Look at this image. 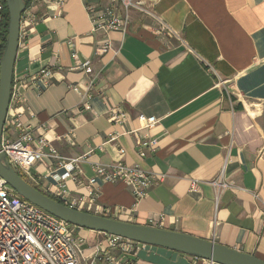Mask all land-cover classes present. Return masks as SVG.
<instances>
[{"label":"crops","instance_id":"1","mask_svg":"<svg viewBox=\"0 0 264 264\" xmlns=\"http://www.w3.org/2000/svg\"><path fill=\"white\" fill-rule=\"evenodd\" d=\"M107 6L37 0L34 24L20 31L13 78L28 80L43 69L52 75L20 88L8 113L33 137H46L63 163L81 158L75 181L61 183L64 170L52 159L35 163L26 180L60 202L62 185L68 200H83V212L188 234L264 261V0H157L154 14L174 36L156 37L152 20L132 15L127 33L110 32L111 49L99 54L104 35L91 32L89 18ZM84 59L89 74L78 69ZM111 109L125 122L110 123ZM138 115L157 123L143 130ZM145 138L156 139L157 148L140 159L136 143ZM114 163L153 175L145 197L135 199L122 183L87 185L93 165ZM74 234L83 241L81 264L107 246L105 234ZM107 253L122 264H200L141 244L134 253Z\"/></svg>","mask_w":264,"mask_h":264},{"label":"built area","instance_id":"2","mask_svg":"<svg viewBox=\"0 0 264 264\" xmlns=\"http://www.w3.org/2000/svg\"><path fill=\"white\" fill-rule=\"evenodd\" d=\"M36 1L31 0L21 14L19 35L20 31L34 24L32 6ZM156 3L157 0H108V6L104 11L89 18L91 32L100 31L104 35V41L97 49V53L104 54L111 49L108 40L110 32L117 31L122 36L127 33L132 15L152 20L155 23L152 29L154 36H174L173 32L154 14L153 7ZM85 10L89 14L90 8L85 7ZM2 11L3 6L0 3V20ZM71 57L74 60L79 58L76 53L71 54ZM78 69H82L85 74L91 73L90 63L85 59L80 62ZM51 75V69H43L38 75L28 80H24L23 77H12L8 110L10 105L20 100V88L29 87L33 81L48 80ZM8 110L2 129L0 152L3 153L11 168L23 179H28L31 176L30 169L35 163L52 159L58 161L59 169L64 170V173L59 175L61 183L69 179L75 181L81 172L78 164L81 158L63 163L46 137H33L30 128L22 125L17 115H9ZM107 118L114 124L123 123L126 120V116L116 109L109 110ZM137 120L143 130H149L157 123L154 117L143 115H138ZM115 138V136L110 137L108 142H114ZM136 144L138 146L136 154L140 159L146 156V151L153 152L157 148L156 139L145 138L138 140ZM123 152L119 149V153ZM92 170L94 177L87 180L88 186H94L97 179L103 183H122L129 188L135 199L145 197L154 180L151 173L142 170L138 165L114 163L106 167L95 164ZM190 190H197L195 182L190 183ZM57 197L61 199L63 205L82 211L80 206L83 200H68L62 185L59 187ZM87 204L90 211L91 204L90 202ZM74 231L75 227L32 205L0 178V264H81L83 241L74 234ZM106 243V248L100 246L95 248L94 254L88 258V264L100 259L105 264H122L121 257L114 258L107 253V249L120 251L121 254H130L134 253L139 246L138 243L109 235H106ZM199 260L200 264H215L211 261Z\"/></svg>","mask_w":264,"mask_h":264},{"label":"water","instance_id":"3","mask_svg":"<svg viewBox=\"0 0 264 264\" xmlns=\"http://www.w3.org/2000/svg\"><path fill=\"white\" fill-rule=\"evenodd\" d=\"M3 1L8 13V28L0 59V140L10 101L14 63L19 44L20 17L25 9L23 0ZM0 178L32 205L78 229L166 249L192 258L211 261L215 264H264L263 260L252 254H245L213 241L163 228L123 222L70 208L40 192L20 177L6 162L1 152Z\"/></svg>","mask_w":264,"mask_h":264},{"label":"trees","instance_id":"4","mask_svg":"<svg viewBox=\"0 0 264 264\" xmlns=\"http://www.w3.org/2000/svg\"><path fill=\"white\" fill-rule=\"evenodd\" d=\"M31 0H23V3L25 5V7H28V5L30 4ZM0 3L3 6V11L1 14V20H0V57L2 55L4 46H5V42H6V36H7V28H8V13L5 7V3L3 0H0ZM25 181H27L26 179H24ZM28 182V181H27ZM29 183V182H28ZM30 185H32L31 183H29ZM33 186V185H32ZM34 187V186H33ZM36 188V187H35ZM37 189V188H36ZM38 190V189H37ZM50 197V196H49ZM52 198V197H51ZM54 199V198H52ZM55 201L61 203L59 200L54 199ZM62 204V203H61ZM78 229V228H75Z\"/></svg>","mask_w":264,"mask_h":264}]
</instances>
